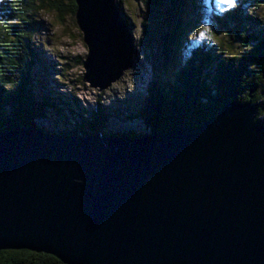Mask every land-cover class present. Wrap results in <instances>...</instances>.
<instances>
[{"label": "water", "instance_id": "obj_1", "mask_svg": "<svg viewBox=\"0 0 264 264\" xmlns=\"http://www.w3.org/2000/svg\"><path fill=\"white\" fill-rule=\"evenodd\" d=\"M74 3L82 80L102 92L132 69L133 39L116 0ZM253 93L197 128L141 137L0 131V251L61 264H264Z\"/></svg>", "mask_w": 264, "mask_h": 264}, {"label": "trees", "instance_id": "obj_2", "mask_svg": "<svg viewBox=\"0 0 264 264\" xmlns=\"http://www.w3.org/2000/svg\"><path fill=\"white\" fill-rule=\"evenodd\" d=\"M140 2L144 10L165 9L168 16L171 13L179 18L175 21L168 17L169 31L160 36L164 62L171 68L167 72L170 82L151 83L145 96L138 100L134 114L149 130V135L180 127L197 128L214 118L225 104L247 102L250 91H254L251 103L256 108L255 123L264 125L259 121L264 116V80L261 77L264 27L257 17L264 9V0ZM45 6L73 17L76 10L74 0H3L0 3V131L26 127L62 137L123 135L106 133L111 116L99 102L88 115L79 116L78 125L69 133L56 135L37 128V123L46 120L48 113L60 112L51 98L39 96L35 88L38 57L34 49L36 21L33 17ZM195 7L208 10L205 20L210 29L206 34L199 35L187 23L189 12L196 16ZM219 33L241 42V53L224 56L220 43L218 47L212 46L213 38ZM125 136L145 135L127 133ZM0 264L61 263L45 254L8 250L0 251Z\"/></svg>", "mask_w": 264, "mask_h": 264}, {"label": "rangeland", "instance_id": "obj_3", "mask_svg": "<svg viewBox=\"0 0 264 264\" xmlns=\"http://www.w3.org/2000/svg\"><path fill=\"white\" fill-rule=\"evenodd\" d=\"M140 1L116 0L118 10L128 24L136 59L131 70L102 92L91 89L82 80L84 71L81 63L87 55V48L74 17L54 12L47 6L33 17L36 21L34 49L38 57L34 73L36 93L51 98L60 109L59 114L48 113L46 120L37 123L38 129L56 135L69 133L78 125L79 116L88 115L99 102L111 116L106 133L150 134L134 114L138 109V100L145 96L151 83L170 82L167 72L171 68L164 62V45L160 36L169 31L168 17L175 21L179 18L171 13L168 16L165 9L144 10ZM194 10L196 16L189 12L187 23L199 35L206 34L210 29L205 20L208 10L203 7H195ZM257 15L264 27V9ZM218 43L224 56L239 55L242 51L241 42L231 40L224 33H219L211 42L216 47ZM259 121L264 122V116Z\"/></svg>", "mask_w": 264, "mask_h": 264}, {"label": "snow or ice", "instance_id": "obj_4", "mask_svg": "<svg viewBox=\"0 0 264 264\" xmlns=\"http://www.w3.org/2000/svg\"><path fill=\"white\" fill-rule=\"evenodd\" d=\"M3 0H0V3H2ZM221 3H232V0H221ZM6 246L0 245V248H4ZM26 255H30L31 253H25Z\"/></svg>", "mask_w": 264, "mask_h": 264}]
</instances>
